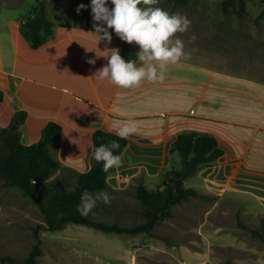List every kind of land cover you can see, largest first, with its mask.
Returning a JSON list of instances; mask_svg holds the SVG:
<instances>
[{"label": "crops", "instance_id": "crops-1", "mask_svg": "<svg viewBox=\"0 0 264 264\" xmlns=\"http://www.w3.org/2000/svg\"><path fill=\"white\" fill-rule=\"evenodd\" d=\"M27 17L0 18V88L5 95L0 130L14 112L24 110L21 142L31 144L47 122H56L62 133L49 143V152L77 175L94 161L95 130L114 133L112 123L136 121L138 132L126 139L122 165L107 172L106 188L113 191L138 182L148 189L161 187L163 176L181 167L178 154L170 151L176 137L208 134L223 153L187 177L184 186L215 198L209 212L223 203L264 213L263 74L250 76L245 65L235 70L216 63L211 48L185 47L188 58L169 64L164 80L121 88L93 76L107 64L108 48L124 45L114 32L107 44L93 25L69 17L63 27L52 21V34L32 48L23 26ZM127 46L139 64V46ZM89 58L96 59L95 65Z\"/></svg>", "mask_w": 264, "mask_h": 264}, {"label": "rangeland", "instance_id": "rangeland-1", "mask_svg": "<svg viewBox=\"0 0 264 264\" xmlns=\"http://www.w3.org/2000/svg\"><path fill=\"white\" fill-rule=\"evenodd\" d=\"M0 1V18H24L41 0ZM263 1L245 0L241 15L236 3L225 13L222 0H188L185 5L159 0L155 6L191 21L186 32L176 33L185 47L211 48L216 63L231 64L235 70L245 65L253 76L264 75V19L259 17ZM81 3L87 5L90 0H46V17L59 27L69 17L79 18L81 25H93L90 7L77 13ZM194 35L199 39H193ZM75 185L76 175L61 167L50 175L41 194L47 202L52 193L72 190ZM134 188L100 190L111 196V202L98 201L89 217L125 227L143 222ZM214 202L215 198L197 195L175 204L172 216L158 221L150 233H106L67 223L55 231L41 229L36 237L35 227L44 223L37 205L18 188L3 185L0 178V264H11L1 260L4 256L24 259L35 243L41 249L35 264H264V239L238 227L236 218L238 213L241 222L264 233V213L223 203L209 212Z\"/></svg>", "mask_w": 264, "mask_h": 264}, {"label": "trees", "instance_id": "trees-1", "mask_svg": "<svg viewBox=\"0 0 264 264\" xmlns=\"http://www.w3.org/2000/svg\"><path fill=\"white\" fill-rule=\"evenodd\" d=\"M166 1L173 5H185L188 0ZM234 3L237 5L238 14L241 15L245 0H222L223 11L226 13L228 7ZM45 10L46 0H41L24 21L23 26L32 48H37L52 34L53 23L46 17ZM259 17L264 19V1ZM123 42L124 45L120 49L121 55L126 60H134L136 53L127 46V42ZM4 97V91L0 88V101ZM26 116L27 113L24 110L14 112L9 123L0 130V178L3 185L18 188L37 205L44 223L35 227L36 237L41 229L55 231L63 228L67 223L87 225L106 233L132 235L150 233L158 221L172 216L173 205L198 195L194 189L184 186V180L201 166L210 165L223 153L211 135L179 134L172 142L170 151L178 154L180 169L167 172L163 176L161 187L156 189H148L141 182L135 185V196L142 207L145 220L129 227L108 224L94 220L89 215L82 216L77 211L84 190L94 193L106 188L108 171L103 170V162H97L94 159L89 169L76 175V185L72 190L56 191L50 195L47 202L44 200L41 194L42 188L48 182L50 175L61 168L60 163L50 154L48 145L52 140L60 138L62 127L56 122L49 121L41 129L40 138L36 142L23 144L19 128ZM112 141H118L121 146L120 149L114 150V153H122L127 140L102 129L95 130L91 136L94 150L101 144L107 145ZM182 176H184L183 179ZM236 218L238 227L248 229L254 236L264 239L263 231L250 228L248 224L241 222L238 213ZM261 224L264 227V221ZM40 254V246L35 243L24 259L18 260L12 256H4L1 260L11 264H35Z\"/></svg>", "mask_w": 264, "mask_h": 264}, {"label": "clouds", "instance_id": "clouds-1", "mask_svg": "<svg viewBox=\"0 0 264 264\" xmlns=\"http://www.w3.org/2000/svg\"><path fill=\"white\" fill-rule=\"evenodd\" d=\"M110 4L109 0H90V4H79L76 11L79 13L82 9L91 8L94 33L99 35V40L110 44L114 32L121 40L138 45L140 63L126 60L118 47L108 48L111 51L104 55L107 57V64L93 73L97 80H107L118 87L131 89L144 81L164 80L169 64L188 58L185 42L176 36V33L188 30L191 21L186 16L155 6L159 4V0H110ZM87 62L95 65L96 59L89 58ZM138 127V123L130 119L123 123H112L110 130L126 140L138 132ZM120 147L118 141L101 144L95 148L93 158L97 162H103L105 172L120 167L123 163L122 153H114ZM101 200L109 204L111 196L106 191L93 194L84 190L77 211L80 215L87 216Z\"/></svg>", "mask_w": 264, "mask_h": 264}, {"label": "water", "instance_id": "water-1", "mask_svg": "<svg viewBox=\"0 0 264 264\" xmlns=\"http://www.w3.org/2000/svg\"><path fill=\"white\" fill-rule=\"evenodd\" d=\"M184 178V176H182V179Z\"/></svg>", "mask_w": 264, "mask_h": 264}]
</instances>
